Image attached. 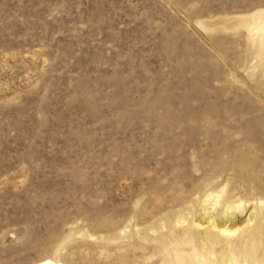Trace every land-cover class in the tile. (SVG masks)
<instances>
[{
    "label": "rangeland",
    "instance_id": "374dc122",
    "mask_svg": "<svg viewBox=\"0 0 264 264\" xmlns=\"http://www.w3.org/2000/svg\"><path fill=\"white\" fill-rule=\"evenodd\" d=\"M262 39L264 0H0V264H165L212 185L248 214Z\"/></svg>",
    "mask_w": 264,
    "mask_h": 264
},
{
    "label": "bare ground",
    "instance_id": "6f19581e",
    "mask_svg": "<svg viewBox=\"0 0 264 264\" xmlns=\"http://www.w3.org/2000/svg\"><path fill=\"white\" fill-rule=\"evenodd\" d=\"M262 44L264 56V39ZM232 193L226 183L212 185L201 197L197 195L196 203L189 201L176 213L172 222L180 226L186 222L189 231L182 234L181 246L165 251V264H264V200L257 198L247 214L248 202ZM170 220L166 217L159 224L167 227ZM31 264L68 263L45 257Z\"/></svg>",
    "mask_w": 264,
    "mask_h": 264
}]
</instances>
